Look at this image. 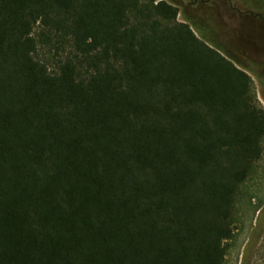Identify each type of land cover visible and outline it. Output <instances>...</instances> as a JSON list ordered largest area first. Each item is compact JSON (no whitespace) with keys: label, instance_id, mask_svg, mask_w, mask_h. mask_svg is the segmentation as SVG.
<instances>
[{"label":"trees","instance_id":"1","mask_svg":"<svg viewBox=\"0 0 264 264\" xmlns=\"http://www.w3.org/2000/svg\"><path fill=\"white\" fill-rule=\"evenodd\" d=\"M173 2L0 0V264H226L264 108Z\"/></svg>","mask_w":264,"mask_h":264},{"label":"rangeland","instance_id":"2","mask_svg":"<svg viewBox=\"0 0 264 264\" xmlns=\"http://www.w3.org/2000/svg\"><path fill=\"white\" fill-rule=\"evenodd\" d=\"M173 1L180 8L179 21L190 23L199 37L250 75L264 108V23L244 19L237 22L236 14L242 13L231 12L221 0H209L198 7L191 6L189 0ZM231 6L244 11L255 6L264 13V0H231ZM243 189L239 221L233 237L226 241V264H264V153Z\"/></svg>","mask_w":264,"mask_h":264},{"label":"flooded vegetation","instance_id":"3","mask_svg":"<svg viewBox=\"0 0 264 264\" xmlns=\"http://www.w3.org/2000/svg\"><path fill=\"white\" fill-rule=\"evenodd\" d=\"M191 6H196V3L199 1L201 3H207L209 0H189ZM244 1V3H247V1L249 0H242ZM252 1V0H251ZM220 2V0H219ZM221 2L227 7L229 6L231 8V12L233 11H238L240 13H242V15L236 14L237 17V22H239L241 19H244V21H248V20H257L258 22H262L264 23V13L261 12L259 13L260 9H258L257 7L254 6V8H249L248 10H241V9H235L233 6H231V0H221Z\"/></svg>","mask_w":264,"mask_h":264}]
</instances>
